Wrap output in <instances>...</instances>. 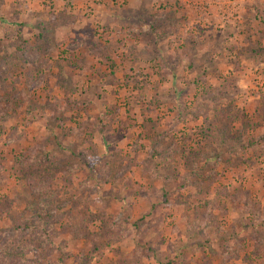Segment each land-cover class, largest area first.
Segmentation results:
<instances>
[{
	"label": "rangeland",
	"instance_id": "rangeland-1",
	"mask_svg": "<svg viewBox=\"0 0 264 264\" xmlns=\"http://www.w3.org/2000/svg\"><path fill=\"white\" fill-rule=\"evenodd\" d=\"M0 264H264V0H0Z\"/></svg>",
	"mask_w": 264,
	"mask_h": 264
},
{
	"label": "crops",
	"instance_id": "crops-1",
	"mask_svg": "<svg viewBox=\"0 0 264 264\" xmlns=\"http://www.w3.org/2000/svg\"><path fill=\"white\" fill-rule=\"evenodd\" d=\"M156 127H152V131H153V139H149L151 140V145L154 144V145H159V144H163L164 145V141H166L168 139V136L166 135H163V131L165 130V132L167 131L165 127L161 126L160 128L159 125H156ZM150 150V149H149ZM169 156V154H168ZM172 156H175V154H172Z\"/></svg>",
	"mask_w": 264,
	"mask_h": 264
}]
</instances>
